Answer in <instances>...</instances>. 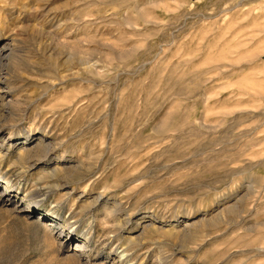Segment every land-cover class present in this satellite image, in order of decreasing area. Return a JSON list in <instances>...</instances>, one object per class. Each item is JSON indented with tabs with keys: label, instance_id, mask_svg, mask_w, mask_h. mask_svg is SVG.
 <instances>
[{
	"label": "rangeland",
	"instance_id": "obj_1",
	"mask_svg": "<svg viewBox=\"0 0 264 264\" xmlns=\"http://www.w3.org/2000/svg\"><path fill=\"white\" fill-rule=\"evenodd\" d=\"M5 42L0 264H264V0H0Z\"/></svg>",
	"mask_w": 264,
	"mask_h": 264
},
{
	"label": "bare ground",
	"instance_id": "obj_2",
	"mask_svg": "<svg viewBox=\"0 0 264 264\" xmlns=\"http://www.w3.org/2000/svg\"><path fill=\"white\" fill-rule=\"evenodd\" d=\"M7 46V42H5L3 45H2V48L1 49H5V51L3 52V53H1L0 54V63L1 62H5L7 59H8V56H9V54L6 52V49L8 48V47H6ZM48 147V145H44V148H47ZM46 151H47V149H45ZM5 186H6V184H4ZM25 210H27V209H23V211H25ZM38 219V218H37ZM39 221H40V219H38ZM43 222V221H42ZM58 221H47L46 222V226H48V227H55V226H57L58 225ZM61 228V227H60ZM76 244V243H75ZM77 244L75 245V246H71V250L73 251V250H76V248H77ZM80 248V247H79ZM77 251V250H76ZM75 251V252H76ZM74 252V253H75Z\"/></svg>",
	"mask_w": 264,
	"mask_h": 264
}]
</instances>
